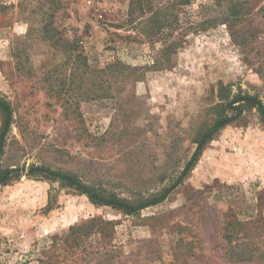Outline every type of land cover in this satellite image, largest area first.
<instances>
[{
    "label": "rangeland",
    "instance_id": "obj_1",
    "mask_svg": "<svg viewBox=\"0 0 264 264\" xmlns=\"http://www.w3.org/2000/svg\"><path fill=\"white\" fill-rule=\"evenodd\" d=\"M173 1L0 0V95L14 112L2 164L19 168L0 184V264H264L255 109L213 136L164 201L135 214L27 174L48 167L144 200L179 176L214 122L222 83L264 101V0H248L245 48L224 24L191 29L210 0L174 6L159 31L151 16ZM49 22L56 31L44 32ZM108 66L115 71L100 78ZM96 82L103 99L92 97ZM232 250L262 257L239 261Z\"/></svg>",
    "mask_w": 264,
    "mask_h": 264
},
{
    "label": "trees",
    "instance_id": "obj_2",
    "mask_svg": "<svg viewBox=\"0 0 264 264\" xmlns=\"http://www.w3.org/2000/svg\"><path fill=\"white\" fill-rule=\"evenodd\" d=\"M190 2V0H174L172 3L170 2L154 12L151 16V21L156 23V27L159 26V31H162V26H167L169 24L168 19L172 16L170 9L176 5L189 4ZM201 7L206 9L207 12H205L204 17L200 20V22L198 20H196L197 22H193L191 29L194 30V32L224 24L227 26L230 36L235 43L244 48L248 47L250 38L252 37L250 31L245 29L247 21L251 17L252 13V6L248 0H210L206 4L202 3ZM43 29L46 33L56 31V29L52 28V22L47 23ZM178 44L179 42L174 41L167 46L166 49L174 50L176 47H179ZM63 47L67 53H69V56L73 57L75 65L82 63L83 65H86V57L79 50V47L74 44V42L69 43V41H65ZM113 70L112 66H108L104 70H99L98 73L101 74L100 78H103L104 74L106 75L108 72ZM102 88L103 91H105L106 88L103 87L102 83L96 82L92 93L93 99L98 100L105 97L102 93ZM233 92L234 91L232 90L231 85L223 83L220 85L218 89L220 103L211 108L214 115V122L208 128L203 130L201 129L198 132L195 138V151L185 164L179 176L170 184L166 185L161 191L152 194L144 200L131 201L126 198H121L112 192H106L103 189L88 186L73 175L55 171L48 167L32 166L27 174L32 176L42 175L44 178L59 180L64 185L87 195L89 200L97 205H106L114 209L121 210L126 214H135L144 208L164 201L193 169L204 147L213 138V136L220 129L241 117L246 110L255 109L261 121L264 123V101L261 99L259 94H252L248 91H243L242 88H238V91L235 93ZM13 114L14 112L10 101L6 97L0 95V184H6L15 172H19V168L4 167L2 164L8 133L13 123ZM233 256L239 261H251L256 258L259 261L260 258L258 257H262L261 254L256 256V252H252V250H250V252H233L232 250L230 251V258H233Z\"/></svg>",
    "mask_w": 264,
    "mask_h": 264
}]
</instances>
